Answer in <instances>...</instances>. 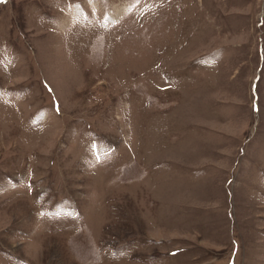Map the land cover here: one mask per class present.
<instances>
[{
    "label": "rangeland",
    "instance_id": "1",
    "mask_svg": "<svg viewBox=\"0 0 264 264\" xmlns=\"http://www.w3.org/2000/svg\"><path fill=\"white\" fill-rule=\"evenodd\" d=\"M0 264H264V0H0Z\"/></svg>",
    "mask_w": 264,
    "mask_h": 264
}]
</instances>
